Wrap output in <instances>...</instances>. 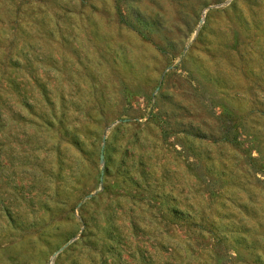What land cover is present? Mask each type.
<instances>
[{
    "label": "rangeland",
    "instance_id": "1",
    "mask_svg": "<svg viewBox=\"0 0 264 264\" xmlns=\"http://www.w3.org/2000/svg\"><path fill=\"white\" fill-rule=\"evenodd\" d=\"M0 264H264V0H0Z\"/></svg>",
    "mask_w": 264,
    "mask_h": 264
}]
</instances>
